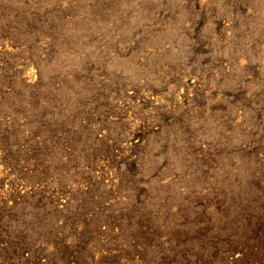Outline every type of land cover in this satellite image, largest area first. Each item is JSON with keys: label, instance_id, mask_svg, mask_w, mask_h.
I'll return each instance as SVG.
<instances>
[{"label": "rangeland", "instance_id": "1", "mask_svg": "<svg viewBox=\"0 0 264 264\" xmlns=\"http://www.w3.org/2000/svg\"><path fill=\"white\" fill-rule=\"evenodd\" d=\"M0 264H264V0H0Z\"/></svg>", "mask_w": 264, "mask_h": 264}]
</instances>
